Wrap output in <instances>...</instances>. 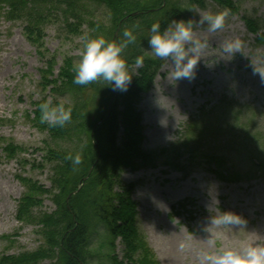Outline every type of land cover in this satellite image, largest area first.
<instances>
[{"label": "rangeland", "instance_id": "1", "mask_svg": "<svg viewBox=\"0 0 264 264\" xmlns=\"http://www.w3.org/2000/svg\"><path fill=\"white\" fill-rule=\"evenodd\" d=\"M232 2L237 12H229L222 30L208 32L206 25L194 29L198 38L209 41L195 78L174 80L171 65L163 60L150 91L136 106L141 115L143 151L158 152L175 143L178 150L186 145L174 162L186 175L162 165L160 160L154 168L125 170L121 177L124 184H136L132 201L136 205L137 231L157 264H202V250H242L251 244H264L262 210L258 206V198L264 196V180L253 177L256 168L250 157L264 163V47L254 42L241 20L244 16L264 20V0ZM206 7L193 9L183 3L179 11L198 18L205 12L224 10L211 2ZM91 12L95 21L107 24L103 7H92L88 10ZM57 17L53 15V22L33 34L24 30L21 21L0 19V258L35 256L47 247L41 226L36 224L40 216L57 210L52 164L46 153L48 149L73 148L71 143L52 139L46 129L36 128L32 122L33 105L44 97L47 102L55 100L67 106L84 97L73 95L76 93L59 97L50 92L52 85L43 81V77L56 80L66 59L76 65L82 37L88 33L84 26L81 35H68ZM233 38H239L242 46L238 52L226 53L222 44ZM147 56L154 57L152 53ZM83 100H89L88 94ZM223 100L229 103L224 106ZM194 121L200 130L184 136L185 128ZM10 145L16 147L15 154L6 151ZM191 148L195 150L193 157L186 152ZM210 158L215 161L209 162ZM210 165L239 177L240 183H220L209 172ZM30 185L43 193L34 194L36 205L20 220V200L29 194ZM183 202L190 214L173 211ZM217 208L241 216L246 223L232 228L211 224ZM122 249L116 242L118 261H122ZM55 260L52 256L29 264H55Z\"/></svg>", "mask_w": 264, "mask_h": 264}, {"label": "trees", "instance_id": "2", "mask_svg": "<svg viewBox=\"0 0 264 264\" xmlns=\"http://www.w3.org/2000/svg\"><path fill=\"white\" fill-rule=\"evenodd\" d=\"M209 2L232 14L237 12L232 0H0V19L21 21L28 34L37 33L39 27L53 22L51 18L57 15L70 36L81 35L84 26L88 29L87 35L103 36L110 41L122 40L125 29L136 35V42L123 53L133 76L126 92L113 91L103 80L86 86L75 84V65L70 59L64 61L56 80L43 77L46 84L52 85L50 92L59 97L73 93L84 95L81 102L66 105L72 108V118L64 127H51L41 121L39 105L46 102L45 97L33 105L34 126L46 129L52 139L71 143L73 148L48 149L46 153L52 164L51 182L57 192L54 195L57 210L52 215L40 216L36 224L41 226L40 234L47 247H42L35 256L24 255L16 260L1 257L0 264H29L52 256L56 257L55 264H157L137 231L136 205L132 201L136 184H124L121 177L125 170L154 168L160 160L162 165L185 172L174 162L186 145L177 150L175 143L153 153L141 149V115L136 106L142 95L150 91L163 63V59L147 56L151 54L147 45L148 29L155 22H160L163 28L172 19H189L187 11H179L183 3L189 8L204 10ZM92 7L105 9L106 25L91 17L92 12L88 10ZM241 20L247 32L254 36V42L264 47V20L247 16ZM137 57L142 58L140 65L136 63ZM87 94L89 100H83ZM223 102L224 106L229 103ZM52 104L58 103L54 100ZM199 130L194 121L183 134L196 135ZM16 150L12 145L6 149L9 154H15ZM194 151L186 150L192 157ZM77 153L82 156V163L74 167L66 156ZM250 157L251 165L256 168L253 174L257 172L264 178L263 161ZM212 161L215 159L210 158L209 162ZM209 168L219 181L239 182V177L219 171L216 166ZM36 192L43 193L39 187H28L29 194L20 200L17 219H25L36 205ZM184 205L179 204L178 208L183 209ZM116 242L123 248L122 261L116 255Z\"/></svg>", "mask_w": 264, "mask_h": 264}, {"label": "clouds", "instance_id": "3", "mask_svg": "<svg viewBox=\"0 0 264 264\" xmlns=\"http://www.w3.org/2000/svg\"><path fill=\"white\" fill-rule=\"evenodd\" d=\"M228 16L229 10L224 9L216 13L205 12L198 18L172 19L163 28L160 22H155L148 29V50L154 57L169 62L174 80H192L196 76L200 57L209 46V41L206 38H198L194 29L206 25L208 32H218L225 27ZM135 42L136 35L130 29L123 31V39L119 41L106 40L103 36L82 37L81 56L73 69L74 83L86 86L103 80L113 91L126 92L133 76L129 72L123 53ZM241 46L239 38L226 40L222 44L224 51L232 54L238 52ZM136 63L140 65L142 58L137 57ZM39 109L41 121L51 127H64L71 122L72 108L64 103L52 104L46 101L39 105ZM66 159L70 160L74 167L82 163L79 153L68 154ZM216 213L211 224L220 228H232L246 223L241 216L231 211H220L217 208ZM200 258L202 264H264V244H251L242 250H202Z\"/></svg>", "mask_w": 264, "mask_h": 264}, {"label": "bare ground", "instance_id": "4", "mask_svg": "<svg viewBox=\"0 0 264 264\" xmlns=\"http://www.w3.org/2000/svg\"><path fill=\"white\" fill-rule=\"evenodd\" d=\"M255 193H256V191H254ZM260 191H258L257 190V193H259ZM258 206H259V208L262 210V217H263V220L261 221V223H262V225L264 224V196H262V197H259L258 198ZM261 225V226H262ZM260 226V227H261Z\"/></svg>", "mask_w": 264, "mask_h": 264}]
</instances>
